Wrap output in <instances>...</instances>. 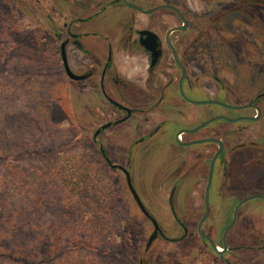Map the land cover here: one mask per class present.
<instances>
[{"label": "rangeland", "instance_id": "rangeland-1", "mask_svg": "<svg viewBox=\"0 0 264 264\" xmlns=\"http://www.w3.org/2000/svg\"><path fill=\"white\" fill-rule=\"evenodd\" d=\"M158 4L183 8L194 36L210 24L208 35L199 33V40H221L220 35L238 42L236 48L209 50L219 64L224 63L221 85L230 91L231 100L244 103L264 92V0H161ZM218 14L225 15L218 21L219 32L212 23ZM68 18L60 12L58 0H0V212L12 221L14 216H25L21 221L28 224L31 253L37 256L34 251H42L45 264H226L197 232L207 172H184L189 165L183 172H167L170 146L146 157L140 165L146 172H131L135 191L167 238L147 247L154 226L137 205L124 174L112 171L101 153V148L108 155L110 151L116 163L125 165L123 132L107 130L94 141L96 130L109 121L107 106L93 97L91 110L85 111L74 95L73 82L63 73L58 34ZM176 22L173 16V26ZM197 58L204 66L201 55ZM205 86L218 88L212 81ZM207 110L188 107L178 113L179 126L195 128L206 120V112L211 111ZM224 126L228 191L220 186V192L225 191L229 206L211 205L209 220L217 218L222 227L235 221L225 244L242 249L234 255L227 252L228 264H264V250H259L264 245V197L244 203L235 213L238 200L264 195V160L256 159L258 148L246 145L264 142V122ZM233 132L240 134L231 136ZM240 143L245 145L235 149ZM175 149L173 157L194 159L199 148ZM64 176L72 181L70 189ZM182 178L176 213L187 232L168 204L171 189ZM203 232H209L208 225ZM20 245L10 235L2 238L0 264H22L7 259L19 256Z\"/></svg>", "mask_w": 264, "mask_h": 264}, {"label": "flooded vegetation", "instance_id": "flooded-vegetation-1", "mask_svg": "<svg viewBox=\"0 0 264 264\" xmlns=\"http://www.w3.org/2000/svg\"><path fill=\"white\" fill-rule=\"evenodd\" d=\"M128 1L130 5L124 0H58L60 12L69 16V20L63 22L58 34L59 59L63 73L73 82L74 95L80 99V106H83L85 111L91 110L93 97H99L107 106L109 121L96 130L94 141L97 142L104 131L117 129L119 132V129L122 130L126 164L116 163L110 151L108 155L101 148V153L112 171L124 174L126 182L125 172H129L130 177L131 172H146V169H141L142 162L156 151L166 149V146H170L171 149H166L169 150L167 153L171 164V168L167 169V172H183L184 168L189 165L190 170L184 172H207L209 179L212 163L215 160L213 180L209 190V215L203 227L205 224L208 225L209 232L205 234L215 242L222 252L227 245L225 244L226 237L234 226L227 234L226 230L233 221L229 222L226 227H222L218 225L217 218L213 217L211 222L209 217L211 205L229 206L224 199L225 191L220 192V186L228 191L226 181L228 146L224 139L226 135L224 125L227 123L235 125L264 122V92L253 94L251 98L242 103L237 99L231 100L229 98L230 91L222 87L220 72L224 63L219 64V60L216 61V57L212 56L210 54L212 52L209 50L214 51L213 49H215L220 52L226 47L236 48L238 47L237 41H225L220 35L218 38L221 40H199L201 36L208 35L207 29L210 31V24H207L206 28H202V32L200 29V32L194 36L191 33L193 25L190 18L180 7L178 9L187 20L188 29L172 32L174 28H183V21L177 13L169 9L152 12L156 8L166 5L158 4L161 0ZM165 12L168 14L161 15ZM173 16L177 21L175 26H173ZM222 16L225 15L218 14L214 17L217 21H212L213 27H216L218 32L220 31L218 21L223 19ZM146 32L153 33L154 39L149 37ZM199 33L201 36H198ZM236 37L235 35L234 38ZM204 49L207 50V53ZM197 55H201V59H204L202 61L204 66L199 65ZM64 61L76 78L69 77ZM210 81L214 82L218 88L214 90L207 88L205 85ZM185 97L192 101H213L215 103L195 105ZM191 106H204L211 111L206 112V120L200 122L195 128L179 126L178 113L185 112ZM238 107L244 108L236 109ZM222 117L238 121H227ZM213 118L219 119L197 132L189 133ZM242 118L249 119L240 120ZM106 125L109 127L103 129ZM185 130L189 132L180 134ZM98 131L100 132L97 135ZM200 133L203 135L197 136ZM239 134L240 132H233L231 136H239ZM177 136L185 144L215 139L223 143V150L220 152L221 147L215 142L181 146L177 141ZM186 136L190 137L189 140ZM135 137H137L136 140L133 139ZM242 145L245 144L235 145V149ZM246 145H251L256 150L258 148L259 156L256 159H259L260 162L264 160V142L262 144L249 142ZM191 147L199 148L195 151L194 159L178 155L173 157L174 148L178 151L181 148L191 149ZM246 147L240 148L247 149ZM192 160L194 163H191ZM215 177L218 180L217 185ZM183 181L184 178L180 179L171 189L168 204L176 222L184 232H187L186 224L181 222L176 213L177 207H179L178 189ZM206 192L207 185L204 191V212ZM252 196L238 200L236 206L238 207L240 203ZM139 198L143 203L140 196ZM143 205L147 210V206L144 203ZM147 212L155 219L148 210ZM221 214L224 216L222 211ZM146 219L153 225L150 218L146 217ZM159 227L161 232L156 234L153 242L161 237L167 239L160 224ZM154 234L155 228L151 237ZM202 240L211 253L226 264L228 263L224 258L228 251L234 255L242 249L227 245V248L230 249L220 256L208 241L203 238ZM259 250H264V245L260 246Z\"/></svg>", "mask_w": 264, "mask_h": 264}, {"label": "water", "instance_id": "water-1", "mask_svg": "<svg viewBox=\"0 0 264 264\" xmlns=\"http://www.w3.org/2000/svg\"><path fill=\"white\" fill-rule=\"evenodd\" d=\"M124 1H125L128 5H130L128 0H124ZM162 9H169V10H172L173 12L177 13V14L180 16L181 20L183 21L184 27H183V28H174V29L172 30V32L177 31V30H180V29H181V30H186V29H188V22H187V20L185 19V17H184V15L182 14V12H181L178 8H176V7H174V6H171V5H162V6L158 7V8H156L155 10H153L152 12L157 11V10H162ZM152 12H146V13H152ZM146 33L149 35V37H151V38L154 39L155 35H154L153 33H150V32H146ZM64 62H65L66 71H67V74L69 75V77L72 78V79L76 78L75 75L70 71V69H69V67H68V65H67V63H66V61H64ZM185 98H186L189 102H191L192 104H195V105H203V104H208V103H215V102H213V101H210V102H207V101H206V102H204V101H203V102H202V101H192V100H190V99L187 98V97H185ZM243 108H244V107H238V108H236V109H243ZM222 118H223V117H222ZM217 119H219V118H213V119L209 120L208 122L204 123L202 126H200L199 128H197L196 130H193V131H191V132L185 130V131L181 132L180 134H182V133H188V132H189V133L197 132L198 130H200V129H202L203 127H205L206 125H208V124H210V123L216 121ZM223 119H226L227 121H232V122H236V121H238V120H230L229 118H225V117H224ZM243 119H249V118H242V119H240V120H243ZM108 127H109V125H106V126L103 127V129H106V128H108ZM99 132H100V131L97 132V135L99 134ZM178 137H179V136H177V141H178V143H179L181 146H184V145H192V144H201V143H204V142H215V143H217V144L220 145V147H221L220 152L223 150V143L220 142V141H218V140H215V139H206V140H204V141H195V142H192V143L185 144V143H182V142L179 140ZM214 163H215V160H214L213 163H212V169H211V172H210V174H209V179H208V184H207V192H206V208H205L204 215H203V217H202V219H201V221H200V223H199V226H198V232H199V235H200L203 239H205L206 241H208V242L211 244L213 250H214L218 255L222 256V255L228 250L227 245H225L224 250L221 252V251L219 250V247L215 244V242H213V240H212L211 238H209V236H207V235L203 232V224H204V222L206 221V219H207V217H208V215H209V190H210V186H211V183H212V180H213V167H214ZM125 174H126V176H127V182H128L129 189H130L132 195L134 196V199L136 200V202H137V204L139 205V208L141 209V211L143 212V214H144L147 218H150V219L152 220L153 225H154V228H155V234L150 238V240H149V242H148V245H147V247L149 248V247L151 246V244H152V242H153V240H154L156 234H157L159 231L161 232V230H160V227H159V224L157 223V221L151 217V215L147 212V210L145 209L143 203L141 202V200H140V198H139V195L137 194V192L135 191V189H134V187H133V184H132V181H131V177H130L129 172H125ZM263 197H264V196H262V195H254V196L248 198L247 200H245V201H243L242 203L239 204V206L237 207L235 213H237V211L239 210V208H240L245 202L250 201V200H253V199H257V198H263ZM235 219H236V214H235L234 220H235ZM234 224H235V221H233L232 224L229 226V228H228L226 234L232 229V227L234 226Z\"/></svg>", "mask_w": 264, "mask_h": 264}, {"label": "trees", "instance_id": "trees-1", "mask_svg": "<svg viewBox=\"0 0 264 264\" xmlns=\"http://www.w3.org/2000/svg\"><path fill=\"white\" fill-rule=\"evenodd\" d=\"M63 181L66 187H69L70 189L69 183H72V181H69L66 178V176L63 177ZM1 197L2 195H0V198ZM11 212L14 214V211H11ZM10 219H11L10 216L0 212V233L7 232V236H5L6 234L0 235V242L2 238L4 237L7 238L10 235L13 239L17 240L18 244L21 243L20 249H19L21 252H18L19 256L17 258L9 256L7 257V259H12L13 262L15 263L21 262L22 264H27V263L28 264H37V263L45 264V256L42 251H38V252L34 251V253H36L38 257L35 256L33 253H31V250H33V248H31L30 242L28 240V238H30L28 224L21 221L25 219V216H23V219H15V216H14L13 221ZM59 232L60 230L57 233ZM23 257H26V258L24 259Z\"/></svg>", "mask_w": 264, "mask_h": 264}]
</instances>
